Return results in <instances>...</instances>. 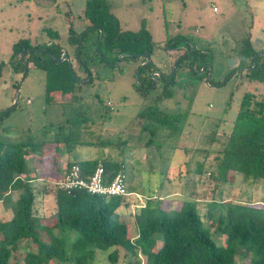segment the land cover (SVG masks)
I'll return each mask as SVG.
<instances>
[{"label":"rangeland","instance_id":"obj_1","mask_svg":"<svg viewBox=\"0 0 264 264\" xmlns=\"http://www.w3.org/2000/svg\"><path fill=\"white\" fill-rule=\"evenodd\" d=\"M89 3L106 11H101L102 18L118 21L121 31L136 32L144 20L153 42L151 62L162 69L178 54L168 48L169 40L178 37L192 40L208 53L205 58L212 66V77L206 80L201 79L202 74L194 76L180 71L177 82L170 86L171 97H159L158 89L144 92L148 94L145 97L138 83L140 59H128V55H124L135 54L144 47L122 44L115 57L114 51L101 46L97 53L110 60L96 57L90 67L92 83H84L82 97L77 102H70L69 95L63 98L64 103L48 101L44 72L31 64L25 69V63L23 66L17 62L19 55L13 59V44L24 38L32 44L56 42L68 53L67 62L80 77L78 81H87L86 74L78 68L75 47L69 44L68 38L70 35L77 38L91 23L83 14ZM46 29L57 31L58 40L50 39ZM248 33L253 43L256 39L264 46V0H0V63L3 64L0 112L10 108L8 114L0 118V140L10 143L30 139L49 141L59 125L75 124L80 131L72 140L75 146L69 153L61 146L64 152L59 154L63 160L56 173L59 176L63 173L68 157L115 161L123 169L129 199H133L131 205L121 204L119 210H126L121 219L130 224L134 237L137 226L133 215L147 199L156 203L157 198H161L168 208L171 203L179 205L186 198L185 193L191 191L203 213L206 201L214 197L215 182L210 174L215 169L213 157L223 145V134L231 129L241 95L250 91L264 96V83L251 82L244 73L235 72L226 79L233 67L229 59H234ZM89 36H96V32L91 30ZM177 44L183 41H176ZM94 49L93 45L86 51L94 52ZM220 81L227 82L214 84ZM147 106L169 113H186L178 124L179 132L173 134L161 128L152 135L149 129L145 130L147 121L139 119L138 113ZM105 107L110 110L104 111ZM52 146V143L47 144L50 150ZM53 155L48 154L38 170L28 159L35 187L50 191L56 188V179L50 174ZM199 162L204 163L203 172L191 174ZM136 192L141 196L135 195ZM44 194L38 195L35 209L40 216L52 219L53 193ZM215 194L218 201H264V184L249 183L239 176L232 186L222 185ZM6 216L0 204V220ZM214 232L212 227L216 243H224L222 234ZM111 251L112 248L98 249L94 264H131V255L122 248L118 249V260L110 262L107 257ZM14 255L11 260L20 263L22 249ZM245 260L239 258V261ZM52 264L63 263L56 260Z\"/></svg>","mask_w":264,"mask_h":264},{"label":"trees","instance_id":"obj_2","mask_svg":"<svg viewBox=\"0 0 264 264\" xmlns=\"http://www.w3.org/2000/svg\"><path fill=\"white\" fill-rule=\"evenodd\" d=\"M101 11L99 5L87 4L83 14L91 23L78 33L77 38L74 35L68 38L69 44L75 47L78 68L86 74L84 79L87 81H78L80 77L67 59L58 61L65 51L56 42L32 44L24 38L13 44V59L19 55V64L24 66L26 59L27 67L31 64L44 72L48 101L62 103L69 95L70 102H77L82 97L84 83L91 84L93 80L91 65L96 57H105L97 53L101 46L114 51L116 54L110 55L115 57L122 44L142 45L144 51H152V38L144 20L136 32L121 31L119 22L102 18ZM91 30L96 36H89ZM46 33L50 39L59 38L57 31L46 29ZM172 40L175 42L170 46L182 41L179 37L169 42ZM253 44L248 33L242 39L238 53L253 60L256 54ZM93 45L94 52L86 51ZM127 58H136V55ZM2 65L0 63V73ZM247 77L251 82L264 83V67L258 64ZM172 95L169 90L159 97ZM9 110L1 111L0 118ZM107 110L110 108L105 107L104 111ZM184 116L186 113H169L155 106H147L138 113L139 119H146L144 129H149L152 135L161 128L177 134L178 124ZM80 117L83 116L80 114ZM79 132L75 124L64 123L58 126L49 141L30 139L10 143L0 140V204L7 214L0 220V264H52L56 260L63 264H94L97 250L110 248L112 251L107 258L113 263L118 260V249L122 248L131 255V264H264V201L248 203L222 198L218 201L215 197L222 185L232 186L239 176L249 183L264 184V96H256L250 91L241 95L231 129L223 134V145L213 157L215 169L210 174L215 182L214 197L206 201L205 211H200L191 191L185 193L186 198L179 205L171 203L168 208L164 207L161 198H157L156 203L147 199L133 215L137 226L135 237L131 235L130 224L121 219L124 211L119 210L121 204L130 205L129 191L128 195L121 196L91 194L83 189L69 194L58 186L50 191L33 184L28 159L38 170L44 158L54 153L50 174L59 180L63 173L59 176L55 170L61 165L62 154L59 153L64 152L61 146L69 153L75 146L72 140ZM214 135L215 132L210 135L211 140ZM51 143L50 150L47 144ZM74 163L87 175L101 164L108 179L123 172L115 161L73 160L70 157L65 169ZM203 166L204 163H197L191 174H201ZM51 192L54 212L52 219H47L37 214L35 203L38 195ZM212 227L214 233L222 234L224 243H216L211 234ZM20 248L23 257L20 263L13 262L11 259ZM241 257L246 260L239 261Z\"/></svg>","mask_w":264,"mask_h":264},{"label":"flooded vegetation","instance_id":"obj_3","mask_svg":"<svg viewBox=\"0 0 264 264\" xmlns=\"http://www.w3.org/2000/svg\"><path fill=\"white\" fill-rule=\"evenodd\" d=\"M182 39L183 44H177L173 46H169L170 51L177 52V56L172 61V63L168 64L165 68H160L157 64L151 62L150 53L147 51H140L135 54L136 58H139L138 64V73H139V81L142 92H149L152 90H157L159 92V96L167 93L170 90V86L177 82L176 77L178 72H187L191 75H203V78L209 80L212 77V66L210 62H208L205 58L204 50L201 49L198 45L186 38L180 37ZM175 41H170V44ZM259 41L256 42L254 40V47L256 50V54L253 60H247V57L241 55L237 52L234 59L230 58V62L233 63V67L228 77H231L232 73L239 72V74L244 73L247 77L249 73H251V69L257 67L258 64L264 67V46ZM188 45H190L188 47ZM106 61H109V57H104ZM250 61H252L250 63ZM173 64V66H172ZM180 66L179 70H177V66ZM142 75V77H141ZM225 79V80H226ZM248 79V77H247ZM227 81H220L214 84H225ZM145 95H148L144 93Z\"/></svg>","mask_w":264,"mask_h":264},{"label":"built area","instance_id":"obj_4","mask_svg":"<svg viewBox=\"0 0 264 264\" xmlns=\"http://www.w3.org/2000/svg\"><path fill=\"white\" fill-rule=\"evenodd\" d=\"M213 10L217 11V8L214 7ZM56 184L58 188L69 194L75 190L83 189L91 194L106 196L128 195L124 172L119 171L111 179H108L101 164L96 166L90 175H87L78 164L74 163L64 170Z\"/></svg>","mask_w":264,"mask_h":264},{"label":"water","instance_id":"obj_5","mask_svg":"<svg viewBox=\"0 0 264 264\" xmlns=\"http://www.w3.org/2000/svg\"><path fill=\"white\" fill-rule=\"evenodd\" d=\"M124 55L127 56V55H130V54H124ZM122 56L123 55H121L119 58H121ZM64 59H68V61H69V57H68L67 53H65V52L63 53V55L61 57L58 58V61L61 62ZM229 61H230V59H229ZM24 63H25V69H27L26 59H24ZM16 97H17V93H16Z\"/></svg>","mask_w":264,"mask_h":264},{"label":"crops","instance_id":"obj_6","mask_svg":"<svg viewBox=\"0 0 264 264\" xmlns=\"http://www.w3.org/2000/svg\"><path fill=\"white\" fill-rule=\"evenodd\" d=\"M63 156H64V155H63ZM67 157H68V156H67ZM61 160H63L62 156H61ZM43 194H44V193H43ZM48 194H51V193H48ZM40 195H41V194H40ZM44 195H47V194H44ZM135 195H140V196H141V194L138 193V192H136ZM37 198H38V197H37ZM128 201L131 202V204H132L133 199H129ZM136 201L138 202L137 199H136ZM53 202H54V195H53ZM131 204H130V205H131ZM133 204H134V203H133ZM126 213H127V212H126V210H125V211L123 212L122 216H124ZM122 216H121V217H122Z\"/></svg>","mask_w":264,"mask_h":264}]
</instances>
